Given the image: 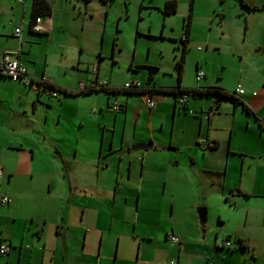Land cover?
<instances>
[{"label": "crops", "instance_id": "crops-1", "mask_svg": "<svg viewBox=\"0 0 264 264\" xmlns=\"http://www.w3.org/2000/svg\"><path fill=\"white\" fill-rule=\"evenodd\" d=\"M32 1L0 2V59L7 52L20 51V60L27 67L28 77L48 76L58 88L72 93L45 97L20 81L15 80L27 87V90L18 87V83L12 85L8 82L12 80L11 77L0 75V108L4 109L0 111V168L3 170L0 197L7 195L11 198L7 203L0 200V243L10 245L9 252L2 255L0 264H169L166 261L167 255L163 256L160 248L154 244L153 236L140 230L137 223L133 233L124 231L125 221L121 218L130 215L136 195L137 216L144 206L151 208L153 213L156 209L161 211L166 200L170 199L173 220L177 200L183 206L177 207L183 209L187 225L182 223L175 227L173 224L171 228H164L161 235L163 242H170L167 239L169 231L179 234L180 242L172 243L177 248L172 258H176L180 264H207L211 260L216 264H264V179L255 176L249 185L244 183V186L240 182L248 165L252 166L254 163L258 166L260 162H264V120L258 121L255 116L264 118V0L260 3L251 0L252 4L263 8L249 9L261 14V22L257 19L250 32L251 47L263 62L253 77L256 82L247 84V89L243 87L244 93L237 94L253 111L247 112L248 116L254 118L248 117V125L252 123V129L259 138L256 146H262L263 150L250 154L249 160L242 158L238 184H231L230 179L228 180L229 155L232 153L228 155L226 172L222 173V178L211 167H195L199 157L210 162L215 158L213 150L218 146L207 148L205 145L212 141L211 125L227 98L220 100L217 106L215 101L218 97L211 95L213 102L208 109L197 110L196 103L189 101L191 96L187 101L180 102L173 94L155 92L156 105L149 109L142 102L143 93L128 94L121 91L109 94L104 90L79 93L80 82L93 77L88 74V66H85L87 61L83 59L85 52L91 49L90 39L85 36L86 31L92 21L103 22L102 27L105 29L106 16H93L88 9L82 10V4L77 5L79 2L75 0H66L60 7L57 0H53L51 14L41 17V24L46 31L36 33L30 28ZM6 9L13 16L20 17V22H15L11 35L4 30L5 22L2 17ZM193 22L194 19L191 18L188 42L193 34ZM17 27L21 28L20 37L15 35ZM55 33L65 36L64 42L60 44L61 50L52 51L57 56L56 66L60 69L51 73L47 69L48 57L43 67L30 55L25 43L30 41V36L35 37L36 42L46 37L50 44ZM103 47L101 43L97 49L100 62L97 64V72H93L98 78ZM197 65L199 69V64ZM206 78L205 73L203 79ZM141 83L149 88L157 87L153 82ZM212 83L202 81L192 87L219 85ZM237 86L230 91L235 92ZM111 87L119 88L116 85ZM4 89H9V92ZM120 94H126L127 99L115 97V101L122 106L119 111H115L111 97ZM136 94L142 96L139 106L129 99ZM164 95L171 99L162 98ZM200 96L204 95L194 98ZM11 100L15 104H11ZM168 104H173L175 111L179 113L191 112L190 106L193 107L195 113L200 114V130L203 127L207 129L204 141L195 140L196 152L191 158L192 171H176L179 164L174 162L171 155L178 147L172 141L161 142L159 131L155 132L154 120ZM233 106V111H237L240 106L245 111L241 103L233 102ZM53 109L57 115L51 119L50 112ZM112 111L115 113L110 126L107 125L106 118L112 115ZM90 114L98 121V127L91 130L93 135L85 127ZM129 116L134 117L135 124H127ZM62 117L74 122L80 121V124L77 127H62ZM48 123L53 127L49 128ZM110 127L114 135L111 133L109 136ZM140 142L151 143V146L131 149L132 144ZM202 170L207 180L220 187L217 190L221 196L218 220L223 228L228 219L220 209L228 206L227 203H235L236 199L247 197L254 198L258 204L256 208H246L245 215L241 221L236 222L234 228L221 234L218 228L215 229L217 237H231L221 240L220 245L226 248L223 252L233 254L234 249L243 247L241 252L246 254L243 260L226 259L200 249L196 253L184 251L188 240L193 235L198 236L202 225L196 208L204 204L203 200H209L205 191L204 198H199L196 194L192 195L189 189L190 176H202ZM184 180L186 188L182 190ZM174 186L178 192L176 201L173 198V195H177ZM228 193H232L235 198L230 200ZM206 205L210 207V204ZM3 219L8 226L1 225ZM227 242L231 245L228 246ZM210 255L213 259H210Z\"/></svg>", "mask_w": 264, "mask_h": 264}, {"label": "rangeland", "instance_id": "rangeland-1", "mask_svg": "<svg viewBox=\"0 0 264 264\" xmlns=\"http://www.w3.org/2000/svg\"><path fill=\"white\" fill-rule=\"evenodd\" d=\"M2 1L7 0H0V2ZM64 1L66 2V0H57V5L60 7L64 4ZM75 1L79 2L76 3L77 5L82 4V10L88 9L93 16H106L107 21L105 29L102 27L103 22L92 21L90 22V28L86 31L85 36L90 39L91 44V49L83 55V59L87 61L85 66H88V74L90 73V75L95 77L93 72L100 62L97 49L103 43L99 74L100 81H107L110 86L116 85L119 87H123L126 82L132 80L147 82L148 65H153L158 67L154 75L153 84H156L157 87L177 85L179 61L184 47V42L181 39L185 31L184 23L190 12L192 0H177L176 12L168 15L163 13L167 0H112L108 3L102 0ZM245 1L251 3V0ZM256 1L262 2V0ZM52 3L53 0H51V5ZM259 17H261L260 13L251 12L239 0H193L192 18L194 19V27L185 52L182 84L192 87L201 84L202 81L206 83L213 82L212 84H223L220 86H225L229 91L233 90L238 84H241L245 89H247V84H254L256 81H254L253 77L257 74V69L261 66L263 60L251 47L252 34L250 30L257 19L258 22H261ZM2 19L5 22L4 30L8 35H11L15 24L18 21L20 22V17H17V15L16 17L13 16L11 11L6 9L3 12ZM246 28H248L247 31ZM259 28H261L260 23ZM64 36L65 34L55 33L50 44L47 43L46 37H42L39 42H36L35 37L28 36L30 41L25 43V48L30 50V55L35 58V61L40 62L43 67L46 63V57H48L49 65H47V69L51 73H55L60 68L56 66L57 56L52 54V51L59 52L61 50L60 44L64 42ZM8 39H11V37ZM197 64H199V69L207 74V78L202 81H198L196 77ZM8 82L12 85L18 83V87L25 90L28 89L22 83L13 79L8 80ZM4 90L9 92V89ZM14 90L15 88L13 87ZM60 95L62 96V94ZM44 96L47 97L48 95ZM100 96L104 98L103 94ZM117 96L123 100L127 99L126 94H120L112 95L111 101L114 102V98ZM167 96L164 95L162 98L171 99L167 98ZM194 97L196 96H191L189 101L196 103L197 110H201V108L208 109L209 104L213 102L211 95H204L199 98ZM141 98L142 96L136 94L130 96L129 99L139 106ZM193 99L196 100L193 101ZM11 104H15V102L11 100ZM221 106V112L214 118L210 129L211 140H217L219 144L213 150L215 158L210 162L199 157L195 167L199 169L211 167L222 178V173L226 172L228 155L232 153L229 155L228 180L230 179L231 184H238V179L241 175L240 164L242 158L245 157L246 160H249L250 154L260 152L263 147L260 145L256 146V144H259V138L252 129V123L248 125V117L254 120L252 116H248L241 106L237 108V111H233V102L228 99L223 101ZM190 109L191 112L182 111L179 113L175 111L173 104H168L154 120L155 132L156 130L159 131L161 142L170 143L172 141L178 147V150L173 151L171 156H173L174 162H178L179 166L176 171L179 172L192 171L191 158L196 152L195 140L204 141L206 138L207 129L203 127L200 130V114L197 115L191 106ZM0 111H4V109L0 108ZM110 113L112 115H108L106 122L107 125L111 126L115 112L112 111ZM56 115L57 113L54 112V109L51 110L50 118L52 119ZM92 117L94 115L91 116L90 114V119L85 122V127L90 130L88 132L91 135L94 134L91 130L98 127V121ZM79 124L80 121L74 122L62 117V127H71L72 125L77 127ZM127 124H135L133 116H129ZM48 125L49 128L53 127L52 124L48 123ZM109 130L111 131L109 136L111 133L114 135L112 127ZM201 174H203V170ZM255 176L261 180L264 179V162H260L258 166L254 163L252 166L248 165L240 182L243 186L244 183L249 185L251 179ZM190 177L189 189L191 194H196L199 198H204V194H208L209 200H203L204 204L196 208L197 211L200 207L206 208L207 221L204 226L201 225L202 223L200 224L198 236L193 235L188 240L184 251L196 253L200 249L201 251L205 250L208 254L212 253L226 259L243 260L246 256L245 253L241 252L243 247L234 249L235 252L233 254L223 252L226 248H223L220 242L227 235L217 237L215 229L218 228L219 234H221L228 229L234 228L236 222L242 220L246 213V208L258 207L256 200L243 197L236 199L235 203H227L228 206L220 209L222 215L228 219L226 226L223 228V224L219 223L218 220V206L221 198L217 191L220 189L219 185L207 180L205 174L202 176L192 174ZM185 184L186 181L184 180L182 190H185ZM174 189H176L177 195H173V198L175 197L174 201H176L178 192L176 187ZM163 190L164 185L162 183V193ZM204 191L206 193L203 194ZM228 195L230 200L235 198L232 193H228ZM224 198L223 196L222 200ZM171 202L170 199L166 200L162 210L156 209L154 213L151 208L144 206L142 212L137 216L135 214L138 205V197L136 195L130 215L121 218L125 221L124 231L133 233L137 223L140 230L151 234L154 238V244L160 248L163 256L167 255L168 259L166 261L169 262L176 259L172 258L176 247L170 242L161 240L163 229L166 227L171 228L173 224L178 227L182 223L185 225L188 223L181 208L183 206L178 200L175 203L181 207L175 206V214L172 220ZM206 203L210 204V207ZM7 224L6 220H1L2 226L6 227L8 226ZM0 259H2V255ZM210 259H213L212 255H210Z\"/></svg>", "mask_w": 264, "mask_h": 264}, {"label": "built area", "instance_id": "built-area-1", "mask_svg": "<svg viewBox=\"0 0 264 264\" xmlns=\"http://www.w3.org/2000/svg\"><path fill=\"white\" fill-rule=\"evenodd\" d=\"M41 17L38 16L34 21L30 23V28L33 32L36 33H44L46 31V28L41 24ZM16 36H21V28L17 27L15 30ZM186 35L183 33L182 39H185ZM94 72H97V67L95 68ZM0 73H3L9 77H11L14 80L20 81L27 86L35 89L38 91L39 94H44L48 96L58 97L60 96V92L56 89H54L51 85L54 84L53 80L48 76H42L39 78H30L27 76V67L21 62L20 60V51L15 52H7L1 59H0ZM205 76V72L198 69L197 71V79L201 80ZM110 86L107 81H100L97 76L92 77L88 81H82L80 82L79 89H98L100 87H108ZM127 89H140L143 87V84L138 80H132L129 82H126L124 85ZM237 94L244 93V88L241 84H238L236 91ZM189 98L188 94L183 95L182 97H179L180 102H185ZM142 102L145 104L146 107L149 109H152L156 105V98L154 94L150 92L143 93V99ZM112 108L115 111H119L122 106L118 101H114L112 103ZM261 120H264V118ZM3 176V170L0 168V184H1V178ZM0 200L3 203L10 202L11 198L7 195H2L0 197ZM167 239L171 243H177L180 242V236L174 231H169L167 233ZM228 246L231 245L230 242L226 243ZM10 250V245L5 242L0 243V255H6ZM170 264H180L175 259L171 260L169 262ZM207 264H216L215 262H208Z\"/></svg>", "mask_w": 264, "mask_h": 264}, {"label": "trees", "instance_id": "trees-1", "mask_svg": "<svg viewBox=\"0 0 264 264\" xmlns=\"http://www.w3.org/2000/svg\"><path fill=\"white\" fill-rule=\"evenodd\" d=\"M87 1V0H86ZM103 2H111L112 0H102ZM240 3L247 7L248 9H259L263 8L259 5L255 4H249L245 0H239ZM193 2V0H192ZM192 2H191V8L190 12L185 19V39H181L182 42H184V47H183V53L181 55L180 61H179V74H178V82L177 85L175 86H159V87H146L143 85L142 88L140 89H127L124 86L119 87V88H114L111 86L108 87H100L98 89H78L79 93H89L92 91L96 90H104L109 94H115L118 92H126L128 94H134V93H145V92H150V93H155V92H161V93H168V94H173L176 97H182L185 94H188L189 96H197V95H215L218 98L215 101V104L218 106L220 103V100L222 99H231L235 104L236 103H241L242 107L244 110L248 113H252V109L244 102L242 101L238 96L237 93L234 91H229L219 85H209V86H201V87H185L182 85V74L184 70V60H185V52L187 49V42H188V36H189V29L191 25V18H192ZM177 10V0H167L165 3V7L163 10V13L165 15L172 14L176 12ZM52 12V5L49 0H33L32 1V8H31V19L30 23L34 21L38 16H43V15H50ZM158 67L153 66V65H148V77L147 81L153 82L154 81V75L157 72ZM0 75H5L3 73H0ZM54 89L58 90L60 94H68L72 93V91L67 90V89H62L58 88L55 84L51 85ZM255 114V113H254ZM257 120H261V118L258 115H255ZM260 123V122H259ZM261 127H262V122H261ZM207 148H216L218 146V141L212 140L205 145ZM171 147V146H170Z\"/></svg>", "mask_w": 264, "mask_h": 264}, {"label": "water", "instance_id": "water-1", "mask_svg": "<svg viewBox=\"0 0 264 264\" xmlns=\"http://www.w3.org/2000/svg\"><path fill=\"white\" fill-rule=\"evenodd\" d=\"M151 146V143L148 142H140V143H135L131 145V149L132 150H136V149H145V148H149ZM198 213H199V217H200V221L202 223V225L204 226L206 221H207V210L205 207H200L198 209Z\"/></svg>", "mask_w": 264, "mask_h": 264}]
</instances>
